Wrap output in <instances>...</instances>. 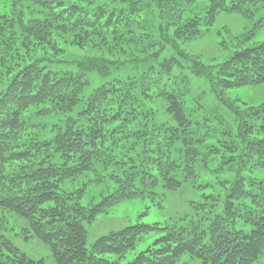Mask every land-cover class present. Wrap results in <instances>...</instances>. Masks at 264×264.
<instances>
[{"label": "trees", "instance_id": "trees-1", "mask_svg": "<svg viewBox=\"0 0 264 264\" xmlns=\"http://www.w3.org/2000/svg\"><path fill=\"white\" fill-rule=\"evenodd\" d=\"M23 1L46 10L47 19L25 21L20 17L0 15V208L25 220L33 237L50 248L56 264H120V260L152 235L159 238L130 264H176L185 255L199 264H262L264 182L247 186L243 178H238L232 185L221 214L208 213L207 202L210 199L214 202L211 197L199 209L203 214L199 221L188 220L183 226L129 227L100 238L88 249L83 221H93L124 201L152 196L150 192L159 186L158 181L147 169L138 168L134 161L126 163V153L116 155L122 138L127 136L126 131L117 126L128 125L130 116L111 109L122 92L119 87L108 85L113 83L111 69L89 61L79 65L80 72L57 73L46 66L45 59L29 60V55L43 46L51 47L54 37L62 34H75L79 47L85 42L83 33L92 32L102 38L103 32L115 27L116 19L126 13L127 8H113L116 0ZM117 1L133 6L128 16L141 14L144 6L147 10L154 7L160 16L168 18L169 25H176L201 0H152V5L138 0ZM202 1L209 4L207 24L210 25L220 13L253 16L258 9H264V0ZM116 11L120 13L116 14ZM168 27L162 28L167 30ZM183 34L187 41L198 37V23H190ZM21 51L28 55L23 56ZM219 70L221 83L228 90L263 85L264 43L237 53ZM91 72H98L105 81L81 114L91 122L90 127H78V121L71 119L53 140L21 144L20 136L28 130L24 113L48 102L62 112L73 111L80 103L84 76ZM168 98L171 102L169 111L175 122L189 135L192 122L182 103L174 95ZM234 114L236 133L243 146L240 163L255 162L256 166L264 168V108H250L245 113L234 111ZM253 122L259 123L258 128L252 125ZM183 142L186 146L187 142ZM202 143L196 141V145ZM56 156H60L61 165L54 161ZM108 156L117 157L115 167L122 171V176L114 177L118 190L113 196L86 211L79 205V197L75 199L60 192L64 181L90 172L94 161ZM153 156L151 163L158 168L165 189H181L182 182L176 177L180 167L176 162L159 150ZM197 157L194 148L185 153V166L188 167L183 172L187 177H192ZM244 227L251 230L246 231ZM0 264L36 263L0 236Z\"/></svg>", "mask_w": 264, "mask_h": 264}, {"label": "rangeland", "instance_id": "rangeland-1", "mask_svg": "<svg viewBox=\"0 0 264 264\" xmlns=\"http://www.w3.org/2000/svg\"><path fill=\"white\" fill-rule=\"evenodd\" d=\"M138 1L153 3L152 0ZM115 2L113 8H127L126 13L116 19L115 27L103 32L102 38L92 32L83 33L85 42L79 47L75 34L57 33L51 47L43 46L29 55V60L45 59L46 66L57 73L80 72L79 65L89 61L111 69L113 83L108 85L122 91L111 109L130 116L128 125H116L122 127L127 135L122 138L116 155L126 153V163L134 161L138 168L147 169L158 181L159 186L150 192L152 196L124 201L93 221H83L88 249L100 238L129 227L183 226L188 220L199 221L203 217L199 209L211 197L214 202L211 199L207 202L208 213L213 216L221 214L238 178H243L247 186L264 182V168L256 166L255 162L240 163L243 146L236 133L234 114V111L245 113L250 108L263 109L264 84L228 90L221 83L219 73L220 67L234 55L264 43V9H258L253 16L220 13L210 25L207 24L209 4L201 0L185 13L182 21L169 25L168 18L160 16L154 7L147 10L144 6L141 14L131 17L127 13L133 6ZM0 15L20 17L25 21L47 19L46 10L23 0H0ZM169 18L171 20V16ZM192 22L198 23L200 35L187 41L183 32ZM165 26H169L167 30L162 28ZM21 53L25 57L28 55L25 51ZM103 81L105 79L98 72L86 73L85 86L79 94L80 103L71 112H62L51 102L30 108L24 113L28 130L20 136L21 144L51 141L71 119L78 121V127H90L91 122L81 114ZM170 95L178 98L192 122L189 135L179 127L169 111ZM252 125L258 128L259 123L253 122ZM196 141L203 143L196 145ZM189 148H194L198 154L196 161L193 160L192 177L183 172L188 167L185 166V153ZM157 150L166 153L180 167L176 177L182 182L181 189H165L158 168L151 163ZM116 158L108 156L94 161L90 172L64 181L60 192L75 199L79 197L78 203L86 211L95 208L118 190L114 177L122 176V171L115 167ZM54 161L62 164L60 156H56ZM244 229L251 230L249 227ZM0 236L36 264H56L50 248L33 237L28 223L1 208ZM158 238L157 235L146 238L119 263H132ZM176 264L199 262L185 255Z\"/></svg>", "mask_w": 264, "mask_h": 264}]
</instances>
